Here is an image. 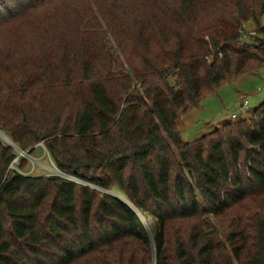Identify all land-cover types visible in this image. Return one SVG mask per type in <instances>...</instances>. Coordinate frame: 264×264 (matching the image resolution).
<instances>
[{"label": "trees", "instance_id": "16d2710c", "mask_svg": "<svg viewBox=\"0 0 264 264\" xmlns=\"http://www.w3.org/2000/svg\"><path fill=\"white\" fill-rule=\"evenodd\" d=\"M93 3L0 0V130L21 151L43 142L75 178L11 169L24 159L0 143V264H264V101L192 141L180 128L207 92L264 66V28L261 50L241 43L264 0ZM109 32L122 47L130 34L128 66Z\"/></svg>", "mask_w": 264, "mask_h": 264}, {"label": "rangeland", "instance_id": "374dc122", "mask_svg": "<svg viewBox=\"0 0 264 264\" xmlns=\"http://www.w3.org/2000/svg\"><path fill=\"white\" fill-rule=\"evenodd\" d=\"M88 1L92 6H94L93 0ZM135 1L143 2L144 0ZM54 5L55 3L52 4L49 10L54 9ZM214 10L215 8H210L202 13L198 18L197 27L199 25L206 24L212 25L215 18ZM98 19L103 28H106L107 26L103 17L98 15ZM263 28L264 13L261 15L257 14L255 19L252 18L248 21H244L242 24L243 33L241 43H243V40H247L251 42L250 45L252 50H257L258 48V50H261L260 47L262 46L261 40H263V38H261L263 37ZM215 29L220 31L222 27L216 26ZM54 30L56 29H53V31ZM129 35L130 34L127 33L123 37V47L118 44L111 32L107 35V46L109 47L110 52L113 55L121 56L125 67L128 66V64L123 58V53L126 54L127 52H130L129 47L131 46V43L128 44L125 42L127 38L130 37ZM63 37L71 40V42L75 44L77 42V38L72 35L63 34ZM52 39L56 40L54 33H48L47 40ZM43 42V39H38L37 35H33L28 45H30V49L35 51L34 49L38 46V44H42ZM129 55L131 56L132 64L135 66L138 65L139 62L137 57L132 56L130 53ZM109 66L110 64L108 67ZM119 73L120 71L115 70L112 74L116 76L119 75ZM133 74L135 73L133 72ZM104 75L105 73L102 76ZM134 82L137 83L136 80H134ZM246 100L248 103L246 109L244 110L242 109V105ZM262 101H264V66L258 72H246L241 74L235 81L224 82L215 92H207L203 97L200 106L194 108L180 121L182 139L184 141H192L207 132L222 128L227 122L249 118L255 108L260 105ZM233 114H235L236 117H232ZM5 135V132L0 130V143L4 145H11L24 159L23 161L19 160V157L16 156L9 165V168L17 169L25 174L33 176L60 175L75 179L74 177L61 171L56 166L43 142L38 143L32 153H30V151L29 153L28 151H24L26 153L23 154L17 146L12 145L5 139ZM97 189L102 190L101 188ZM110 193L121 196L117 187H115ZM139 215L141 217L139 230L153 243L158 227L157 221L149 215L143 216L141 213Z\"/></svg>", "mask_w": 264, "mask_h": 264}, {"label": "built area", "instance_id": "2783aa9c", "mask_svg": "<svg viewBox=\"0 0 264 264\" xmlns=\"http://www.w3.org/2000/svg\"><path fill=\"white\" fill-rule=\"evenodd\" d=\"M247 103H248V102H247V100H246V101L244 102V104L242 105V109H244V110L246 109ZM232 117H236V115L233 114Z\"/></svg>", "mask_w": 264, "mask_h": 264}, {"label": "water", "instance_id": "95a60500", "mask_svg": "<svg viewBox=\"0 0 264 264\" xmlns=\"http://www.w3.org/2000/svg\"><path fill=\"white\" fill-rule=\"evenodd\" d=\"M4 137H5V139H6L8 142H10L12 145H14V144L12 143V141L8 138V136L5 135ZM22 153L25 154L26 152L22 151ZM28 153H29V151H28Z\"/></svg>", "mask_w": 264, "mask_h": 264}]
</instances>
